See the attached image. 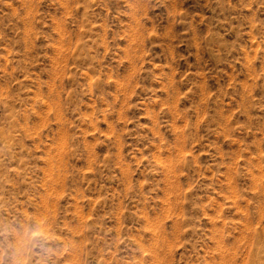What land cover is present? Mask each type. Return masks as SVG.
<instances>
[{"label": "rangeland", "instance_id": "374dc122", "mask_svg": "<svg viewBox=\"0 0 264 264\" xmlns=\"http://www.w3.org/2000/svg\"><path fill=\"white\" fill-rule=\"evenodd\" d=\"M0 264H264V0H0Z\"/></svg>", "mask_w": 264, "mask_h": 264}]
</instances>
